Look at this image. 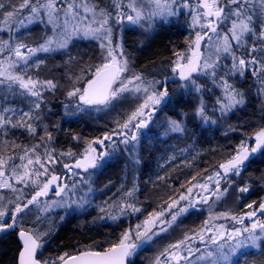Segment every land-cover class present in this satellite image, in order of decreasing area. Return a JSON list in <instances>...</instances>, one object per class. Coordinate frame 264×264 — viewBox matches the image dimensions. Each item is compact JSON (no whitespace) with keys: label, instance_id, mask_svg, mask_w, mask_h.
<instances>
[{"label":"snow or ice","instance_id":"6c2138e0","mask_svg":"<svg viewBox=\"0 0 264 264\" xmlns=\"http://www.w3.org/2000/svg\"><path fill=\"white\" fill-rule=\"evenodd\" d=\"M138 2L139 6H137ZM59 5L58 0H46V3L39 4V6L32 5L29 0H24L19 9L13 8L12 11H8L4 15L6 23L16 18L17 26L25 27V19L28 24L43 23L44 15L41 14L43 11L47 16V24L52 25L53 29L59 28L60 31L54 37H47L43 43L35 47H29L22 41H13L11 38L7 41H0V53L8 52V56L4 60H0V86L9 91L18 87L23 90L22 94L35 98L31 100L29 111L22 112L16 123L5 116V113L10 109L0 111V130L9 127L13 129L23 128L30 135H36L38 129L30 121L39 122L42 118L39 110L45 101L41 89L55 91L58 85L51 80L41 82L33 79L26 72L21 74L19 69H27L30 66V61L37 53L60 55L61 50L69 49L70 45L75 46L77 38L99 41L100 48L106 53L104 56L106 62L96 67L92 78L87 81V86L67 93L68 96L78 98L81 102V111L84 110L83 106L95 107L97 110H100L101 107L114 108L122 102L125 93H144L143 102L127 116L123 123L118 124V130H113L112 134L106 135L104 139H97L89 143L85 152L75 160L74 164L63 165L73 176L78 177L80 172L77 170L90 174V172L103 168L106 161L111 158L112 153L120 149L121 146L127 151L128 146L137 144L141 130L148 128V123L151 121L157 106L162 102L165 105L172 102L166 81H147L138 74L134 75L132 79L123 76L129 70V58L125 55L123 46L125 26H147V31L154 30L157 25L164 27L171 22L170 18L182 15L185 9L191 10V5L189 0H129L126 6L123 5L122 0H113L111 10L102 8L91 0H80V3H77V0H59ZM4 7L5 5L0 3V9ZM125 7L128 9L127 11H124ZM24 8L29 9L30 15L25 19H19L20 12ZM80 9L86 14L91 13V20H89L88 15L81 17ZM60 13H63L64 16L62 23H60ZM109 21H112L111 25ZM93 23L97 24V27H92ZM225 24L230 25V27L226 32H221L220 27ZM113 25L117 28L115 45H113ZM196 25L200 26L204 35L202 36L200 32H197L191 46L193 48L192 54L187 57L186 63H181L184 58L178 55L172 71L183 82L180 85L181 88L198 94L197 102L192 108L191 118H198L203 123H215L216 121L208 115L209 105L203 99L207 89L203 84L197 82L200 76L211 79L214 84L218 83V86L223 90L222 96L215 97V104L211 108L213 115L217 113V110L221 117L226 116L229 112L234 114V110H242L248 103L247 93L242 86L238 87L237 84L229 82L233 78L247 83V77L251 76L257 95L264 96V0H197L196 12L192 15V26L195 27ZM212 36L217 38V42L210 49L208 55L204 56L200 51L201 41L207 37L211 43ZM238 50H242L241 55H237ZM228 57L231 59L227 63H223L222 58L227 60ZM69 59H71L70 55ZM42 63V60H37L32 66L39 67ZM158 84L159 89L156 87ZM129 85L132 87L130 88ZM33 109L36 111L33 112ZM261 110L264 111V108ZM177 115L189 116L183 111L178 112ZM167 124L168 130L171 132L183 133L186 130V124L181 120L169 119ZM41 131H46V129H41ZM38 139L42 142L45 139L50 141L53 139L52 133L47 132L46 137L40 136ZM105 140L112 147L97 154L92 144L100 146L105 143ZM38 147L40 146L34 145L32 148L24 150V156L20 157L22 163L12 167L11 176L8 179H3L6 175L5 166L8 161L0 159V188L18 191L19 189L14 188L9 182L15 178L17 182L26 186L34 185L37 189L31 199L15 204L9 217L11 223L0 222V232L15 230L17 214H25V210L30 205L38 203V198L46 196L53 185H55L57 195L68 188L67 185L61 186V178L55 175L54 171H49V165H55L59 162L55 159L53 152L45 148L44 159H42L41 154L37 152ZM258 152L264 154V129L256 134L254 147L249 150L241 144L236 154L226 164L219 166L223 173L217 171L213 177L207 178L209 181L213 179L216 181L215 191L211 195H214L216 199L225 195L228 187L221 191L220 180L229 173L239 176L246 166V161ZM60 155L61 157H73L76 154L69 151ZM25 160L26 163L23 162ZM134 162L138 163V161ZM42 176L46 179L41 184L39 180ZM72 187H76L75 180ZM200 187L207 191L206 185H200ZM134 191L135 186L127 195L131 197ZM187 191L191 192L192 189L189 188ZM238 191L246 193L249 191V187L245 185L240 187ZM180 199L185 200L186 197L181 196ZM201 199L204 203L208 202V197ZM84 203L86 201L77 203V207H82ZM178 203V201H173V204L168 206L169 209ZM52 206L71 208L72 204L57 202ZM48 207L49 205L46 204L45 208ZM124 207L122 206V211ZM126 207L133 212L140 211L133 204H128ZM247 207L251 209L253 205L249 204ZM190 208L193 211L196 210L195 205L189 202L188 206L181 207L177 212L171 214L169 221L159 219L163 213H158L159 232L145 228V231L141 233L139 231L140 226L137 225L135 240H133V235L130 232H126L119 243L113 244L106 250H85L72 256L66 253L64 256L58 257L56 261H49L46 264H133L130 257H133L139 248L147 245L159 233L166 232L167 228L176 221L177 216L189 212ZM258 210L264 214V201L259 204ZM256 214V211H251L245 215L251 219ZM5 215L4 211H0V217ZM112 218L116 219V217ZM232 219L237 220L240 224L244 222L243 217L232 216ZM208 230L211 231V229ZM19 236L23 241V250L19 254V264H40L35 259V254L41 245L31 234L23 230L19 232ZM190 239V237L185 236L183 240L169 245L164 252L156 257L154 264H162L161 257H165L168 264H201V262L204 264H240L238 257H243L245 264H248L247 253L243 252V249L255 248L264 254V247H262L264 245V223L257 220L253 221L250 227L234 228L228 232L221 226L216 235L210 237V243L213 247L209 248L206 245L203 253H200V249L193 252L192 248L187 245V241ZM200 239L203 241L204 237L201 236ZM196 253H200V255H196Z\"/></svg>","mask_w":264,"mask_h":264},{"label":"rangeland","instance_id":"374dc122","mask_svg":"<svg viewBox=\"0 0 264 264\" xmlns=\"http://www.w3.org/2000/svg\"><path fill=\"white\" fill-rule=\"evenodd\" d=\"M91 2H94L95 4L99 5L102 8H108L111 10V5L113 4V0H91ZM30 3L32 5L39 6V4L46 3V0H31ZM77 3H80V0H77ZM123 5H127L129 3V0H122ZM189 3L191 5L190 9H185L184 13L182 15H179L177 17H172L170 20L177 21V24L181 26V28H185V38L182 41L181 49L178 50L174 49V55L172 56V61L167 65L166 69H164L163 72L157 73L154 72L156 77L148 76L146 73L138 72L135 69V56L128 51V48L124 46L125 55L129 58V70L123 74V76L127 79H132L134 75H141L144 77L147 81H161L163 82V78L166 76V74H175L173 73L172 69L174 67V62L177 60L178 55L180 57H183L184 59L181 60V63H186L187 57L190 56V51L193 49L191 46L193 45V42L196 38L197 32H200L201 35L204 34L203 31H201L200 26L196 25L195 27L192 26V15L196 12V4L197 0H189ZM58 6L59 0H58ZM139 6V2L137 4ZM128 9L125 7L124 11H127ZM81 17L84 15H88L89 20H91V13H84L82 9H80ZM44 15V22H34L32 24H28L27 18L30 15L29 9L23 10V12H20L19 19H25V27H18L15 20L16 18H13L12 20L8 21L7 23L3 22L0 26V41H7L10 38L13 41L19 40L20 41V32L22 35L26 33L27 35L31 32V27L34 25H37L39 27H42V25L45 24L47 21L46 14L42 13ZM64 16L63 13H60V23L63 22ZM76 23H79V21H76ZM110 25L112 24V21H109ZM172 23V22H170ZM169 24V23H168ZM168 24L165 25V27H168ZM174 24V23H173ZM33 26V27H34ZM45 26V25H44ZM177 26V25H176ZM52 27V26H51ZM92 27H97V24L93 23ZM228 27L230 25H221L220 31L226 32L228 30ZM129 28H134L137 30V34L139 35V39L141 43H144L148 37H150L153 34V30L147 31L145 27L140 26H132V25H126L125 30ZM157 28H160L159 25H157ZM154 29V30H155ZM26 30V32H25ZM124 30V31H125ZM60 29H53L51 34H49L48 37H54L57 32H59ZM123 31V34H124ZM6 32V34H4ZM28 32V33H27ZM113 45L117 42V28L113 25ZM212 35V34H210ZM76 40H80L77 38ZM84 40V39H83ZM124 40V37H123ZM87 41V40H86ZM92 42L96 47L98 46L97 53L92 56V61L88 63L87 71L85 70L79 72V73H73L71 76L68 74L70 78L67 77L68 82H73L72 88H70V91H73L74 89L80 88L83 89L82 84L86 83L89 79L86 80V77L89 76V74L95 72L96 67L101 65L102 63H105L104 56H106V53L103 52V50L100 48V42L97 40H88ZM217 42V38L215 36H212V42L209 43L208 39L204 42L202 46V53L204 56H207L210 49H212L213 45ZM251 43V41H250ZM70 47V46H69ZM39 54L37 53L35 57H33L32 62H36L39 58ZM242 50L237 51V55H241ZM8 56V52L5 51L4 53H0V60H4L5 57ZM231 58L228 57L227 60H224L222 58L223 63H227ZM31 62V61H30ZM23 69V68H22ZM28 69V68H27ZM92 70V71H90ZM20 71V69H19ZM166 72V73H165ZM21 74L24 73V71H20ZM251 78V83L248 84V87H254L253 85V78ZM86 80V82H85ZM43 82V81H41ZM67 82V83H68ZM198 83L203 84L205 88L207 89L206 94L203 96V99L208 103L209 105V111L208 115L212 118V120L216 121L215 123H203L198 118H196L197 121H200L201 123H198L202 128L206 127H212L213 130L218 125L222 127V136L229 135L230 132L233 133L232 126L229 123L230 115L233 114L232 112H229L226 116L221 117L218 113L213 115V111L211 110L212 105L215 104V97L222 96L223 90L218 86L217 84H214L211 79L206 78L204 76H200ZM230 83L237 84L238 87H241L243 84L242 80H237L233 78L229 81ZM183 82H179L177 84H172L171 88L168 89L170 92V97L173 101L174 98H177L179 95L188 96L192 99L193 103L195 104L197 102V96L198 94L195 92H189L187 89L181 88V84ZM81 85V86H80ZM131 88L132 85H129ZM157 89H159V84L156 86ZM247 87V89H249ZM243 88V87H242ZM245 88L243 90L246 92ZM68 90V92H70ZM256 91V89H255ZM23 90L19 89L18 87H14L11 91H9L7 88L0 86V111H3L4 109H10V111L5 113V116L7 118L12 119L13 123H16L17 120L20 119V115L22 112H28L31 107V100L35 99L34 97H29L26 94H22ZM131 96L132 100L138 99V104H141L144 99V93H135V92H129L125 93ZM43 95V94H42ZM256 96L259 98L257 101V104L259 105L256 107V112L259 115L257 118V122L253 125L251 128L252 130H249V132L242 133L241 136V143L239 146L233 147V153H226L227 151H217V153L212 154V157L208 159L202 166H198L194 168L191 175L184 174L180 175L179 172H177V175H169L167 172H169V169L171 168V173L175 170L174 165H179L180 162H184L186 160V157L183 161H178V153L177 151H171L168 154H165L161 148L160 145L157 147V151L161 152L162 154L166 155L167 158H161V161L163 164L161 166H164L166 169V174L164 173V176L161 179H164V177H167V181L163 182L160 181L158 185H161L159 187V193L157 199H152V201L148 198L149 191L151 188V183L153 180H155L156 177L154 176V172L158 175L160 174V171L155 168L154 172L151 173L153 175L152 177L147 178L149 182H146L144 187L142 185L144 182H139L138 178V172L145 164L146 159L144 158V154L147 153V149L150 148L152 145L153 148L157 146V144L162 143L160 140L163 139V136L161 135L162 131L165 130L164 137H167L174 132H171L168 130V124L167 121L169 119H172L171 117H165V112L163 113V106L164 102H162L159 106L156 108V113L153 114L151 121L148 123V128L141 130L140 133V139L137 144L134 146H128L127 151L124 150L123 146H121L120 149H118L116 152L112 153V156L110 159H108L104 165V167L109 164L110 162L116 161V160H122L125 170L127 172H130V176H125V182L129 185L128 188H126L124 195L125 197H122L120 201L117 199H114V202H109L105 197V199H102L104 195V192L110 188L109 185H101L98 181L99 174L103 170V168L97 169L94 172L89 173H82L80 172V175L78 177L73 176V174H70L67 177L66 185L68 186L66 191L61 192L58 196H43L38 198L39 202L34 203L33 205H30L28 209L25 210V214H17V226L15 229L18 231L21 229H31L37 236L38 239L42 240V243L40 242V245L45 246L47 243L50 242L52 239L51 237L54 235L58 225L60 223L66 222L71 216H74L75 219H73L74 222H77L78 224H81L83 226L87 225L94 227V225H98L101 228H114V234L112 235H105L103 236L104 239H120L122 238L123 234L126 232H130L133 235V240H135V233L137 231V225L140 226L139 231L143 233L145 231V228L151 229L153 232H159V219H163L165 221H169L171 219V214L177 212L179 208L188 206L189 202H192L195 205L196 210L193 211L191 208L189 209V212L183 213L179 216H177L176 221L171 224L170 227L167 228L166 232L159 233V235L155 236L152 241H150L147 245H143L141 248L137 250V253L130 257V260H137L142 261L144 264H154L156 257H158L166 248L169 247V245L177 243V241L183 240L185 236L190 237L191 239L187 241V245L192 248L193 252H195L196 249H200V253H203L205 251V246L207 245L209 248L213 247L210 243V237L213 235H216V233L221 229V226H223V229L228 232L231 231L234 228H243V227H250L253 221H259L261 223H264V214H261V211L258 210V207L256 210H254L253 207L246 208L245 212L240 214L238 213V207L237 204L240 201V193L238 191L233 193V186L238 185L236 182L239 180L240 175H243L244 169L241 171V174L239 176H234L231 173L227 174V176L224 179L220 180V187L221 191L225 187H228V191L225 195H223L220 199H216L214 195H211L212 192L215 191L214 185H215V179L209 181L207 180L208 177H213L214 173L217 172L218 168L220 169L221 164H226L229 159L233 155L236 154V152L240 149L241 144L249 147V142L253 140L254 143V137L256 134L261 130L264 129L263 119H264V111L261 109L264 108V96H259L256 93ZM44 97V96H43ZM45 101V98H43ZM248 100V97H247ZM62 102L60 103L62 106V110L64 114L67 116H76L77 114L83 113V114H101L100 111L103 110V112L106 110H110V108H100V110H97L95 107H88L83 106L84 110H80V101L77 97L68 96L66 94V97L62 98ZM64 101V105H62ZM135 103V101H134ZM260 103V104H259ZM139 106V105H138ZM137 106V107H138ZM136 107V108H137ZM253 105H250L249 100L248 103L243 107V111L245 112L247 109L250 111L252 110ZM51 108L50 103H42L41 109L39 111L43 112L44 115L46 112H48ZM135 108V109H136ZM134 109V110H135ZM132 110V111H134ZM242 110H234V113L237 116L238 114H241ZM258 110V111H257ZM260 110V111H259ZM36 110L33 109V112ZM131 108L128 109V113L130 114ZM242 111V112H243ZM120 115V117H114L112 119H109L108 124L109 127H107L105 131V135H110L109 132L111 130H118V124L123 123L127 116L129 115ZM234 120L240 123L243 119L235 117ZM182 122L186 124V117H182ZM33 126L37 127L38 131L35 136L30 135L27 133L23 128H15L18 129L21 132H25L26 135H28L27 140H23L20 138V133L17 131V135L15 136H6L5 134L3 137L1 136L2 132L15 130L11 127L7 129L0 130V159H3L5 161H8V163L5 166L6 175L3 179H8L11 176L12 167L14 165L18 166L22 163L20 157L24 156V150L26 148H32L34 145H39L40 147L37 148V152L41 154L42 159H44V149L47 148L50 151L53 152V155L55 156V159L59 161L55 165H49V171H54L55 173H64V167L63 165L69 161H73L75 159L80 158V156L85 152V149L87 148L88 144L92 141H95L97 139H100L101 137L97 138H84V137H75V139H72V142L68 141L66 143V147H57L55 144V135L53 134L51 127L45 126L46 124L43 122H36L33 121ZM229 124V125H228ZM247 123L245 125H242V129H244ZM187 125V124H186ZM41 129H46V131H41ZM237 130V129H236ZM51 132L52 133V140L40 141L38 137L45 136L46 133ZM235 132V131H234ZM231 133V134H232ZM159 135V138L157 136ZM157 142V143H154ZM150 142H153L150 144ZM96 144H92V146H95ZM112 146L109 142H107L105 146L106 149H110ZM147 148L146 150H144ZM103 149L100 148V152ZM69 151L75 153L76 155L73 157H61V153H68ZM200 151H195L188 157L189 161L193 160V162L199 161L198 159L201 158ZM11 158V159H9ZM195 159V160H194ZM134 161H138L134 162ZM26 163V160L23 161ZM192 162V163H193ZM176 163V164H174ZM165 164V165H164ZM160 166V167H161ZM175 166V167H176ZM247 166V163H246ZM245 166V167H246ZM223 173V170L220 169ZM163 173V172H161ZM45 177H41L39 180V183L45 182ZM229 179H234L233 182H231ZM75 180L76 187L73 188L72 184ZM143 180V179H142ZM237 180V181H236ZM14 188L19 189L18 191H13L10 188H0V211H4L6 215L4 217H0V222H7L11 223L10 220V214L14 210V206L18 202L26 201L27 199H31L32 195H34L35 191L37 190L34 185H23L15 180V178H12L9 181ZM139 182V183H138ZM156 182V181H155ZM143 183V184H142ZM154 183V182H153ZM233 183V184H232ZM235 183V184H234ZM232 184V185H231ZM248 182L244 183L243 186L247 185ZM200 185H206L207 191L203 190ZM230 185V186H229ZM135 186V191L133 192V195L129 197L127 193L131 190H133V187ZM191 188L192 191L188 192L187 189ZM151 195V194H150ZM181 196L186 197L185 200H181ZM202 197H208V202L204 203L202 202ZM150 200V201H149ZM81 201H86V203L83 204L82 207H77V203H80ZM173 201H178L179 203L169 209V205L173 204ZM61 203L68 202L72 204L71 208H64L62 206L55 207L52 206L54 203ZM76 202V203H73ZM49 205L48 208H45V205ZM133 204L136 208L140 209L138 212H133L131 209L127 208L126 205ZM151 204V205H150ZM122 206L124 207V210L122 211ZM259 206V205H258ZM103 209V210H102ZM256 211V216L252 217L251 219L247 218L245 215L248 212ZM158 213H163V216L159 219L157 218ZM227 214V215H224ZM232 216L237 217H243L244 222L243 224H240L237 220H233ZM63 217V219H61ZM112 217H116V219H113ZM88 219V220H86ZM207 224V227H206ZM156 225V227H154ZM208 229H211L209 231ZM39 234V235H38ZM151 234V233H149ZM104 235V234H103ZM203 236L204 239L201 241L200 237ZM39 240V241H40ZM99 246L98 241H95L92 244V248ZM264 245H262L263 247ZM41 247V246H40ZM245 253L251 252V257L247 254V259H249L248 264H264L263 261L260 262V258L256 259L254 257L255 255H260V251L255 248H245L242 250ZM200 253H196V255H200ZM240 264H243L245 259L243 257H238ZM162 264H168V260L165 257H161ZM201 264H204V262H201Z\"/></svg>","mask_w":264,"mask_h":264},{"label":"trees","instance_id":"16d2710c","mask_svg":"<svg viewBox=\"0 0 264 264\" xmlns=\"http://www.w3.org/2000/svg\"><path fill=\"white\" fill-rule=\"evenodd\" d=\"M30 1L31 0H29V2ZM0 3L5 5L3 9H0L1 26L2 23L5 22L4 15L6 12L12 11L13 8L19 9L20 5L24 3V0H0ZM25 9L26 8L23 10ZM23 10L21 12H23ZM44 25H42V27L33 25L34 27H31V33L28 35L26 33L22 35L20 32V41L27 44L29 47H35L38 44L43 43L52 31V25L47 24V22H45ZM153 31V34L148 37L144 43H141L139 35L137 34V30L134 28L126 29L123 34L125 46L128 48V51L135 56V69L141 73H145V66L147 65H153L154 63L161 62L165 59H170L171 62L172 56L174 55V49H177V52L179 49H181V44L185 38L186 29L181 28V26L177 24V29L170 27L165 30L164 28L160 27ZM4 34H6V32H4ZM2 36H0V38ZM97 50L98 46L96 47L92 42L80 39L75 41V46L70 45L69 49L61 50L60 55H56L54 53H40L38 60H42L43 63L40 64L39 67L32 66L34 65V62L31 61L28 69L20 68V71L26 72L27 75L31 76L33 79H37L39 81L51 80L53 83L58 85L55 91L41 89L44 96L43 98H45V100L50 98L51 100L54 99V101L50 103L51 110L46 112L45 115L40 111L42 117L40 122L45 123V126L51 127L50 129L55 135V142L58 147H66V143L68 141L72 142V139H75L74 137L94 139L104 136L106 134L105 131L108 130L106 128L109 127V119H112L115 116L119 118L120 115L126 116L129 114L128 109L131 108L132 111L139 105L137 98L132 100L131 96L124 94L121 103L117 104L114 108H110L108 111H100L101 114L80 113L72 117L64 114L60 103L62 102V98H64V92L67 94L68 90L70 91V88L73 86V82L71 83L67 80V77L70 78L68 74L72 76L73 73L76 74L83 70H85L88 74V63L92 61V56L94 57V55L97 53ZM69 55L71 56V59H69ZM93 73L89 74V76L86 77V80L89 79ZM250 77L251 76L247 77V83L242 84L245 89H247L249 83L252 84ZM84 84H82V87ZM248 88L249 89L246 90L247 97L250 105H253L254 108L252 107L251 111L249 109H247L245 112L242 110L243 112L241 111V114L237 113V116L235 113L231 114L229 123L232 126L231 131H233V133L230 132L229 135L225 136H222L221 131L223 129L221 126L218 125L214 128V130L211 126L209 128H202L198 124L201 123L200 121H197L196 118H191V112L194 103L188 96L179 95L177 98H174L172 102L163 106V113L166 110V113L164 114L165 117H171L172 119L182 121V117L177 115V113L180 111L188 113L189 116L186 117L187 125L185 132H174L173 134L164 137V130L161 133L163 139H160L162 143L157 144L155 148H153L151 145L149 149H144H147V153L144 154L146 161H153L154 170L157 168V170L160 171L159 175L155 173L154 170L152 171L154 172V177H156L154 183L167 181L166 176L164 179H161L164 176V173L166 174V169L164 166H161L163 163L161 159H157V156L159 155L165 157V155L162 153L159 154V151L156 150L158 145H160L161 150L165 154H168L171 151H177L179 155L177 160L179 162L183 161L186 157L184 162H180V164L177 166L174 165L175 170L172 173L171 168L169 169V172H167L169 175L175 174L176 171L179 172L181 176L184 174L191 175L194 168L202 166L207 157H212V154L217 153V151H227L226 153H233V147L235 145L239 146L241 143V134L244 132V130L246 132L252 130L251 128L258 121L257 118L260 115L256 112V107L259 106L257 104L259 98L256 96L255 87ZM181 97L183 98L181 99ZM177 101L179 102L177 103ZM189 101H191V103H189ZM62 105H64V101ZM235 117L243 119L240 121L241 124L234 120ZM30 122L32 123L33 121ZM245 123H247L246 125H248V127L242 129V125H245ZM262 124L264 125V119ZM17 131L20 133V138L27 140L26 136L28 137V135H26L25 132L19 131L18 129L11 130L9 132H2L1 136L3 137L5 134L7 137H12L18 134ZM112 132L113 130H111L109 134H112ZM233 137L236 138L234 141L232 139ZM157 138H159V135ZM151 143L153 142H150V144ZM154 143L157 142L154 141ZM253 144V140H251L249 142V147H252ZM195 151H200L202 153L201 159L194 163L193 160L189 161L188 157ZM144 166L145 164L141 166L139 170V182H144V184L142 183V187H144L146 182H149L147 178L153 176L151 174H142ZM124 170L125 167L121 159L110 162L103 168L99 174L98 181L101 185H109L110 188L104 192V195L102 194V199H105V197L108 196L106 199L109 202H114V199L118 198V201H120L122 197H125L124 192L126 191L125 189L129 187V185L127 182L124 183V179L126 175L130 176V172ZM217 170L221 171L219 168ZM119 178H121V181L113 187V183ZM229 180L233 182L234 179ZM246 180L248 182L247 186L249 187V191L246 193H240L238 189L244 185ZM236 183L238 185L233 186L232 188L233 193L236 191L240 193V201L237 204L239 211L238 213H244L246 211L245 209L248 208L247 205L249 204L254 205V210H256L258 205L264 201V154L258 153L249 159L247 166L243 171V175H240L239 180ZM158 186L160 187L161 185ZM114 190L117 191V194ZM115 194L118 197H115ZM157 196L158 194H149L148 198L152 201V199H157ZM70 218L75 219L74 216H71ZM70 218L66 222L60 223L58 225L49 243H47L45 246L41 245L38 252V258L45 264L49 261H56L58 257L64 256L66 253L68 255H72L87 249L104 250L111 247L113 244L119 243L118 239H104L103 236H110L114 234V231H111L112 229L101 228L96 224L94 227L90 226V224L89 226H83L77 222H74L73 219ZM17 233L18 230L15 229L8 230L1 234L0 264H17L18 254L21 249V244L19 242ZM95 241H98L99 246L92 248V244ZM40 242L42 243V240H40ZM247 254L250 256L251 252ZM254 257L256 259L260 258V262H264V254H260L259 256L254 254ZM131 261L133 264H144L142 261ZM247 261L250 263L249 259H247ZM243 264H245V261Z\"/></svg>","mask_w":264,"mask_h":264},{"label":"bare ground","instance_id":"6f19581e","mask_svg":"<svg viewBox=\"0 0 264 264\" xmlns=\"http://www.w3.org/2000/svg\"><path fill=\"white\" fill-rule=\"evenodd\" d=\"M174 49V48H173ZM171 51H173V50H171ZM170 63V59H165V60H163V61H161V62H157V63H154L153 65H147V66H145V73L148 75V76H151V77H156V75L155 74H157V73H160V72H163L164 71V69H166V67H167V65ZM154 72H156L155 74H154ZM166 73V72H165ZM167 75H169L168 73L166 74V76L164 77V78H166L167 77ZM163 78V79H164ZM63 97H66V94H65V92H64V94H63ZM54 101V99H50V98H48V99H46L45 100V103H52ZM246 127H248V126H246ZM26 139H29L27 136H26ZM233 139V141L236 139L235 137H233L232 138ZM219 141V140H218ZM55 144H56V142H55ZM56 146H57V144H56ZM58 147V146H57ZM226 148H227V146H226ZM159 154H161V152H159ZM201 158H199L198 160H200ZM208 159H210V157L208 158L207 157V159L204 161V163L208 160ZM195 163V162H194ZM203 163V164H204ZM154 170V164H153V161H151V160H149V161H145V166H144V169H143V172H142V174L143 175H149V174H151L152 173V171ZM131 175V174H130ZM173 175H177V171L175 172V174H173ZM154 177V176H153ZM138 178H139V172H138ZM121 181V178H119L118 180H116L114 183H113V187L115 186V185H117L119 182ZM153 182H154V180H153ZM151 183L152 185H151V188H150V191H149V193L150 194H158L159 193V187H158V183ZM115 192H116V194H117V191L116 190H114ZM115 194V197H118L117 195ZM121 198V197H120ZM105 229H110V228H105ZM114 229L112 228V230L111 231H113Z\"/></svg>","mask_w":264,"mask_h":264},{"label":"water","instance_id":"95a60500","mask_svg":"<svg viewBox=\"0 0 264 264\" xmlns=\"http://www.w3.org/2000/svg\"><path fill=\"white\" fill-rule=\"evenodd\" d=\"M201 48V47H200ZM193 51V50H192ZM192 51H191V54H192ZM195 75V74H194ZM166 81V83H168V82H171V81H179V77H178V75L177 76H175V77H173V76H168V77H166L165 78V80H164V82ZM87 86V85H86ZM85 86V87H86ZM104 139V138H103ZM102 146V145H101ZM254 146H255V144H254ZM257 154V153H256ZM255 154V155H256ZM227 163V162H226ZM72 164H74V162H70L69 163V165H72ZM64 179L65 178H63V183H64ZM54 188H55V185H53V187H52V189H50L49 191H48V193H47V195H51L52 194V191L54 190ZM46 195V196H47ZM54 195H57V192H55L54 193ZM21 231V230H20ZM19 231V232H20ZM23 231H25V232H27V233H29V234H31L36 240H37V243L39 244V240L37 239V237L34 235V233L32 232V231H30V230H24L23 229ZM19 232L17 233V236H18V239H19V242H20V244H21V249H20V251H19V254H20V252L23 250V241H22V238L19 236ZM2 234V232H0V235ZM108 249V248H107ZM38 250H39V248L36 250V254H35V259L36 260H38L39 262H40V264H44L39 258H38ZM88 250H91V249H88ZM104 250H106V249H104ZM83 251H85V250H83ZM94 251H102V250H94ZM79 253V252H78ZM78 253H75V254H72V255H77ZM19 254H18V260H17V264H19ZM72 255H70V256H72ZM65 259H67V257L65 258Z\"/></svg>","mask_w":264,"mask_h":264},{"label":"flooded vegetation","instance_id":"af4514ba","mask_svg":"<svg viewBox=\"0 0 264 264\" xmlns=\"http://www.w3.org/2000/svg\"><path fill=\"white\" fill-rule=\"evenodd\" d=\"M171 22L172 23H169L168 24V27H162V28H164L165 30L166 29H168V28H170V27H174L175 29H177V21L175 22L174 20H172L171 19ZM174 23V24H173ZM173 25H175V26H173ZM211 33H209V35H210ZM204 35V34H203ZM202 35V36H203ZM206 39H207V37H205V39H204V41L201 43L202 45H201V53H202V46H203V44H204V42L206 41ZM168 76H173V77H175V76H177V74H169V75H167V77ZM164 80H165V78L163 79V82H164ZM172 84H177V81H172V82H169V83H166V87L169 89V88H171V86H172ZM169 94H170V92H169ZM164 105H165V103H164ZM154 113H156V109H155V111L153 112V114ZM155 115V114H154ZM153 116V115H152ZM101 146V145H100ZM103 146V145H102ZM97 152V154H99L100 152H98V151H96ZM164 156H157V159L159 160V159H161V158H163ZM167 158V156L165 155V157H164V159H166ZM65 164H67V163H65ZM69 173V174H68ZM60 175V176H64L65 174H68L67 176H66V179H65V185H66V180H67V177L70 175V174H72V173H70L67 169H65L64 168V173L63 174H61V173H55V175ZM60 183L62 184V181L60 180ZM55 191H56V188H55Z\"/></svg>","mask_w":264,"mask_h":264}]
</instances>
